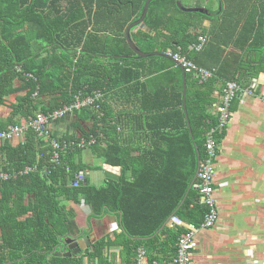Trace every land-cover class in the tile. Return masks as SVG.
Instances as JSON below:
<instances>
[{
  "label": "trees",
  "instance_id": "trees-1",
  "mask_svg": "<svg viewBox=\"0 0 264 264\" xmlns=\"http://www.w3.org/2000/svg\"><path fill=\"white\" fill-rule=\"evenodd\" d=\"M182 1L186 6L188 0ZM146 2L0 0V110H10L7 118L0 115V130L70 105L77 95L101 92L103 116L84 109L74 114L75 126L83 137H96L93 156L121 172L118 182L113 178L99 187L75 183L82 172L91 170L82 162V150L67 153L55 167L48 146L52 140L44 141L33 131L24 143L2 145L0 171H26L27 166L34 171L0 183V264H85L86 259L88 264H110L105 251L115 244L128 253L129 264H135L140 248L150 261H162L156 253L167 252L158 248L164 237L174 244L175 256L179 238L189 232L186 227L197 230L205 222L203 195L189 190L198 153L202 162L208 134L219 125L213 113L215 91L222 95L227 82L240 83L238 73L251 70L255 61L264 64V0H195L208 14L184 12L176 0H156L146 21L132 29L131 38L143 52L167 54L181 48L198 66L215 69L214 77L204 83L186 73L194 139L184 111L181 68L164 57L137 58L127 41L126 30L142 16ZM206 21L212 22L211 28L204 26ZM199 36L209 38L202 52L193 50ZM229 46L244 53L238 65L224 56ZM253 52L262 57L247 60ZM38 88L39 95L33 97ZM133 90L139 94V106L133 100L127 106L109 104L111 94L120 100ZM15 95L16 101L10 102ZM249 95L256 96L253 90ZM45 167L51 174L43 173ZM70 203L91 209L90 227L93 218H122V232L115 240L97 241L84 254L64 257L56 251L59 239L80 233ZM173 218L183 225L174 224Z\"/></svg>",
  "mask_w": 264,
  "mask_h": 264
},
{
  "label": "crops",
  "instance_id": "crops-1",
  "mask_svg": "<svg viewBox=\"0 0 264 264\" xmlns=\"http://www.w3.org/2000/svg\"><path fill=\"white\" fill-rule=\"evenodd\" d=\"M194 2L195 0H188L185 5L197 7ZM211 25V21L204 23L208 29ZM224 56L236 59L234 62L238 65V62L243 60L244 53L229 46L224 48ZM261 57L260 52H253L247 60L252 58L258 60ZM261 63L255 61L251 70L238 73L239 84L244 92L237 101V107L229 124L216 134L218 154L214 161L216 170L214 188L218 203V219L212 228H197L193 238L196 245L190 253V264H264V71L260 73L264 64L261 66ZM146 66L152 67L150 64ZM248 90H253L256 96L249 95ZM124 94L127 95L125 99L121 98V101L113 97L115 94H111L108 98L109 104L116 107L124 103L127 106L134 101L136 106H139V98L135 96L139 94L135 90ZM214 96L218 98L213 109V113L217 115L221 96L219 90L215 91ZM9 101L12 102V99ZM9 113L10 110H0L2 118H7ZM76 118V115H72L62 123L53 125V132L58 136L74 134L79 138L83 137L82 131L75 126ZM19 143L14 141L12 145L16 146ZM81 158L83 163L91 166V170L82 172L84 173L82 179L86 180H82L84 185L88 183L97 187L102 185L103 183L93 175L103 170V182H110L113 178L118 182L121 176L120 170L106 168L90 150L83 151ZM70 210L76 214L75 221L81 234V231L87 228L91 209L85 205L70 203ZM121 220L122 218L116 215L91 219V227L89 225L88 227L91 230L90 238L94 243H91V246L87 243V246L93 250L95 243L101 239L108 237L115 240L122 232ZM81 236L79 238H85L84 234ZM165 239L166 237L161 240L163 244L158 248L167 252L156 254L158 258L164 260H169L170 257L173 259L174 244L170 243L169 239ZM105 257L110 264L130 262L128 253L119 244L106 250ZM87 262L86 260L85 264ZM95 263L98 264V260H95Z\"/></svg>",
  "mask_w": 264,
  "mask_h": 264
},
{
  "label": "built area",
  "instance_id": "built-area-1",
  "mask_svg": "<svg viewBox=\"0 0 264 264\" xmlns=\"http://www.w3.org/2000/svg\"><path fill=\"white\" fill-rule=\"evenodd\" d=\"M209 38L205 36H199V43L193 46V50L196 52H202L208 42ZM181 48H178L177 52L169 51L167 55L172 59V61L178 67H182L186 73L192 74L196 78L200 79L202 83L207 82L209 79L213 78L215 75V69H207L198 66L192 62L188 56L183 55ZM18 71L21 68L18 67ZM28 78H32V75H27ZM39 90V88H38ZM38 92V91H37ZM35 93L33 97H36L38 93ZM243 89L238 83V81L233 80L227 82L224 87L223 94L220 96V102L217 106V116L219 118V125L216 128L211 129L208 134L205 148L206 157L201 162L200 171L198 175L199 183L196 185L197 189L203 195L202 203L207 207V213L205 217V222L203 223V228L212 227L218 219V209H217V199L215 197L214 188V176H215V159L217 157V141L216 134L221 131V129L226 128L230 122V118L233 117L234 112H232L233 102L243 94ZM247 94V93H246ZM248 94H252V90H248ZM104 101V94L101 92H96L94 96H82L77 95L70 105L58 109L49 114L38 113L35 117L29 118V120H23L21 124L12 126L8 130H0V148L6 142H22L26 140L27 135L30 131L37 134L38 137H45L47 140H52L49 142L48 146L51 148V162L56 167L60 165L63 156L69 152L82 150L85 151L92 147L96 143V137L94 135L80 137L77 140H63L59 141L54 138L55 133L52 130V124L55 125L56 121L65 117L74 115L76 112H80L84 109H95L97 112L103 116L102 104ZM61 137V136H60ZM34 171L33 169H28L26 171H16V172H0V182L8 181L12 177L16 178L22 176L27 172ZM44 174H51L50 170H43ZM81 173L75 183H80L83 178ZM74 183V185H75ZM175 224L182 226L183 222L173 218ZM189 232L182 235L177 244L176 254L171 260H154L150 261L148 259L147 252L144 248L137 250L136 264H190V252L195 247L193 241L196 229L193 227H186Z\"/></svg>",
  "mask_w": 264,
  "mask_h": 264
},
{
  "label": "water",
  "instance_id": "water-1",
  "mask_svg": "<svg viewBox=\"0 0 264 264\" xmlns=\"http://www.w3.org/2000/svg\"><path fill=\"white\" fill-rule=\"evenodd\" d=\"M154 1H156V0H147L145 7H144V10H143V13H142V16L138 20L133 22L131 25H129V27L127 28L126 38H127V41L129 43L130 48L137 55V58L147 59V58H151V57H164V58L170 60L171 58L167 54L143 52L142 50H140L136 46V44L133 42V40L131 38L132 29L142 25L146 21L148 13H149V7H150L151 3ZM176 2H177V6L179 7V9H181L184 12H190V13L201 12V13L208 14V10L205 9L204 7H202V8L196 7V6L186 7L183 5L182 0H176ZM180 68L182 70L183 78H184V111H185L187 122H188L189 132H190L192 138L194 139L190 119H189L188 112H187V105H186V79H187V74L182 67H180ZM196 150L198 153L199 152L198 148H196ZM200 166H201V159H200V155L198 153L197 171H196V175L194 177V180H193L189 190H191L193 188V185L198 178ZM84 181H86V180L84 179ZM84 232H85L84 230L81 231L82 235L84 234ZM59 241H60V244H59L58 248H56V251H58L59 254L63 255L64 257H72V256H76L78 254H81L82 252L86 251V249L90 245L89 238H87V239L82 238L81 239L78 236H69V237L60 238ZM87 243H88V246H87ZM67 250H70V251H67Z\"/></svg>",
  "mask_w": 264,
  "mask_h": 264
},
{
  "label": "rangeland",
  "instance_id": "rangeland-1",
  "mask_svg": "<svg viewBox=\"0 0 264 264\" xmlns=\"http://www.w3.org/2000/svg\"><path fill=\"white\" fill-rule=\"evenodd\" d=\"M170 7H171V9H172V11L174 12V10L176 9L175 8V6H174V4L173 3H170ZM93 41H97L95 38L93 39ZM98 42V41H97ZM67 46V45H66ZM16 95L15 96H13V98H12V101L14 102V101H16ZM40 139H44V141H46L47 139L44 137H39ZM102 174H104V170L103 171H97V172H95L94 173V175H93V177H97L98 178V181L99 182H101V183H104L103 181V176H102ZM93 177H92V179H93ZM82 226V225H81ZM83 227V226H82ZM77 228H79L78 226H77ZM89 227H88V225H87V228H85V229H83V230H86L87 229V233H86V236H85V238L87 239V238H89V242H90V245L89 246H91L92 244L91 243H94L92 240H91V238H90V233H89V231H91L90 229H88ZM81 230V229H80ZM82 235V233L80 234H78V237H80ZM92 236H94V234H91ZM84 238V239H85ZM82 239V238H81ZM89 248V247H88ZM87 248V249H88ZM86 249V250H87ZM67 251H70V250H67ZM82 253H85V251L84 252H82ZM81 253V254H82ZM78 255H80V254H78ZM77 256V255H76ZM136 256H137V252H136ZM87 260V259H86ZM135 261H136V257H135ZM86 262V261H85ZM88 264V263H87ZM136 264V263H135Z\"/></svg>",
  "mask_w": 264,
  "mask_h": 264
},
{
  "label": "bare ground",
  "instance_id": "bare-ground-1",
  "mask_svg": "<svg viewBox=\"0 0 264 264\" xmlns=\"http://www.w3.org/2000/svg\"><path fill=\"white\" fill-rule=\"evenodd\" d=\"M37 93H38V95H39V90H38ZM230 119H231V118H230ZM94 145H95V144H94ZM217 145H218V144H217ZM90 149H91V147H90L88 150H90ZM217 154H218V153H217ZM51 164L53 165L52 162H51ZM28 169H33V170H34V167H33V166H31V167H30V166H27V167H26V170H28ZM45 169H46V170H50L49 167H45ZM0 172H6V171H0ZM9 173H12V172H9ZM16 178H17V177H16ZM16 178H13V177H12L11 179H16ZM11 179H10V180H11ZM197 180H198V179H197ZM197 180H196V181H197ZM8 181H9V180H8ZM196 181H195V183H194V185H193V188H194V189H197V187H196ZM3 182H6V181H3ZM0 183H1V182H0ZM200 193H201V192H200ZM216 222H217V221H216ZM215 224H216V223H215ZM215 224H214L212 227H214ZM212 227H210V228H212ZM202 228H203V227L201 226V229H202ZM205 229H207V228H205ZM193 241H194V239H193ZM194 243H195V242H194ZM195 245H196V244H195ZM194 248H195V247H194ZM192 250H193V249H192ZM191 252H192V251H191ZM191 252H190V253H191Z\"/></svg>",
  "mask_w": 264,
  "mask_h": 264
}]
</instances>
